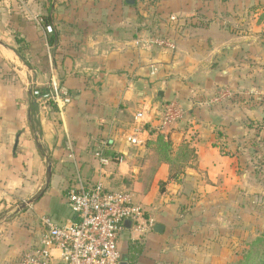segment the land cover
<instances>
[{"label": "crops", "instance_id": "crops-1", "mask_svg": "<svg viewBox=\"0 0 264 264\" xmlns=\"http://www.w3.org/2000/svg\"><path fill=\"white\" fill-rule=\"evenodd\" d=\"M254 4L0 0V264H20L39 240L41 216L59 225L70 219L65 197L77 175L85 185L100 181L108 191H128L153 227H162L140 237L126 227L118 241L121 262L216 263L232 234L227 222L264 186V142L258 141L264 101L239 63L253 53L245 47L255 35L236 29L252 19L264 25V6L253 7L263 10L256 18L247 14ZM38 16L52 25V45ZM160 36L175 50L143 46ZM15 37L27 44L23 59L13 51ZM53 84L68 91L67 107L41 106L44 96L33 95ZM218 89L231 95L213 101ZM169 101L185 118L160 133L142 131L141 144L128 145L135 113L143 111L154 126ZM157 135L170 141L172 160L182 147L193 151L182 173L172 176L171 166L153 155L149 143ZM256 141L259 160L252 157ZM104 142L120 162L99 165L93 152ZM48 163V191L32 212H17L43 187ZM52 254V264H60L58 252Z\"/></svg>", "mask_w": 264, "mask_h": 264}, {"label": "built area", "instance_id": "built-area-1", "mask_svg": "<svg viewBox=\"0 0 264 264\" xmlns=\"http://www.w3.org/2000/svg\"><path fill=\"white\" fill-rule=\"evenodd\" d=\"M34 20L42 25L41 17ZM46 34L52 33L51 26H45ZM143 46L156 47L165 51H174L175 44L163 37H154L143 42ZM35 97H40L34 91ZM231 95L228 91H217L213 101L225 99ZM71 103L69 93L59 85H51L41 100V106L53 105L62 109ZM160 119L152 125L143 111H137L134 130L125 136L128 145L139 146L140 133L147 129L163 132L169 126L182 121L185 111L174 102H165L160 108ZM107 144L104 142L94 152L93 157L99 165L110 162L104 157ZM118 158L116 162H120ZM66 203L71 217L63 225L56 224L51 218L41 216V233L36 245L25 251L20 257V264H52L53 252H58L60 264H120L119 237L126 223L136 236L142 235L153 227V220L144 217V211L132 201L126 191H108L104 184L97 181L85 185L79 176L66 193Z\"/></svg>", "mask_w": 264, "mask_h": 264}, {"label": "rangeland", "instance_id": "rangeland-1", "mask_svg": "<svg viewBox=\"0 0 264 264\" xmlns=\"http://www.w3.org/2000/svg\"><path fill=\"white\" fill-rule=\"evenodd\" d=\"M254 3V6L249 8L247 14L248 16L256 18V16L263 10L259 9V11H256L253 9V7L264 6V0H254ZM245 23L243 26L236 27V29H242L243 31L246 30L252 35H255L252 47H245V50L252 49L253 53H244L245 55L240 59L239 63L242 64L241 69L244 73V81L246 84L256 81L258 83L259 96L264 101V25H254V19ZM218 91H220V89H218ZM221 91L226 90L222 89ZM252 123H254L253 126H256L257 122ZM262 149H264V147ZM262 157H264L263 153ZM256 195L257 196L255 198H252V201L240 203L241 205H247L246 209L242 210V208L239 207L240 209L237 210V213H235L234 217L230 218V221L227 222L228 229L229 231H232V234L227 237L222 248L219 251H216L215 264H225L238 259L243 251L248 249L249 245L254 239L264 234L263 185L259 187V191ZM16 205H18V203H16ZM32 205L26 206L22 211L29 210L32 212L34 209V204ZM66 208L67 207L65 206V209ZM23 219L26 220L27 217L24 216ZM37 223L39 226V222ZM137 237H140V235Z\"/></svg>", "mask_w": 264, "mask_h": 264}, {"label": "trees", "instance_id": "trees-1", "mask_svg": "<svg viewBox=\"0 0 264 264\" xmlns=\"http://www.w3.org/2000/svg\"><path fill=\"white\" fill-rule=\"evenodd\" d=\"M42 19V25L45 26H51L49 24V19L48 17H41ZM260 19H264V14L260 16ZM54 35L53 31L47 38L49 45H52L54 43ZM15 44L18 46L17 49H14V53L20 58L23 59V52H25L27 44L23 38L20 37H15L14 38ZM47 91H40L39 95L40 96H45ZM258 132L262 131V126L258 124L256 126V129ZM260 137V136H259ZM258 141H263L264 138H259ZM153 146V151H154V156L158 159L164 160L166 163H168L171 166L170 171L172 172V176L178 175L182 173V170L184 168L183 162L187 160H193L194 159V154L193 151L186 148L182 147L180 149V152L176 155L174 160L170 159V151H171V143L170 141H165L164 138L161 135H157L156 139L149 143ZM254 145V149L252 151V157L259 160L258 156V151H256L255 147L257 145V141ZM104 157L109 159L111 162L115 161L120 158L119 155H116L114 153H109V151L104 152ZM228 264H264V234L260 237H257L252 241V243L249 245L248 249L246 251H243V253L240 255V257L231 263Z\"/></svg>", "mask_w": 264, "mask_h": 264}, {"label": "water", "instance_id": "water-1", "mask_svg": "<svg viewBox=\"0 0 264 264\" xmlns=\"http://www.w3.org/2000/svg\"><path fill=\"white\" fill-rule=\"evenodd\" d=\"M50 178H51V165L48 163L47 168H46V180H45L43 187L37 193V195H35L32 199L28 200L25 203H21L17 207L16 211L17 212L22 211L26 206L32 205V204L36 203L38 200H40L43 197V195L45 194L46 190L49 188ZM125 225H126V227H129V222H127ZM161 229H162V227L160 225H154V227H153L154 232H160ZM120 264H126V263L121 262Z\"/></svg>", "mask_w": 264, "mask_h": 264}]
</instances>
